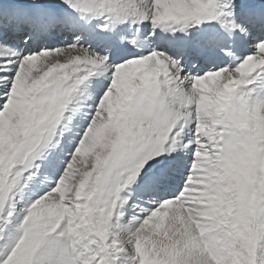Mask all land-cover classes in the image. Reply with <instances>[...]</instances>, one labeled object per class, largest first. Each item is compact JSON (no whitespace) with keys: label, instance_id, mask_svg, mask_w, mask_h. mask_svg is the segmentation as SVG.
I'll use <instances>...</instances> for the list:
<instances>
[{"label":"snow or ice","instance_id":"snow-or-ice-1","mask_svg":"<svg viewBox=\"0 0 264 264\" xmlns=\"http://www.w3.org/2000/svg\"><path fill=\"white\" fill-rule=\"evenodd\" d=\"M0 264H264V0H0Z\"/></svg>","mask_w":264,"mask_h":264}]
</instances>
